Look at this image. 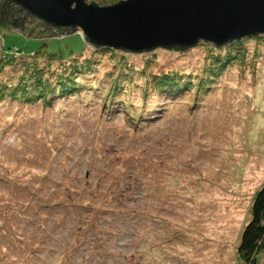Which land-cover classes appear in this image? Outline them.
<instances>
[{
	"label": "rangeland",
	"instance_id": "1",
	"mask_svg": "<svg viewBox=\"0 0 264 264\" xmlns=\"http://www.w3.org/2000/svg\"><path fill=\"white\" fill-rule=\"evenodd\" d=\"M9 27L0 24V58L3 49L30 53L43 43L65 55L84 42L79 32L26 38ZM200 43L183 52L118 50L100 58L86 45L76 58L79 64L95 58L85 79L94 84L123 52L132 71L145 73L128 83L139 82L130 98L124 95L133 110L148 103L144 93L153 75L172 71L193 82L139 130L119 113L106 118L86 92L81 100L56 98L49 105L12 100V88L32 72L23 63L27 55L7 50L15 60L0 63V264H39L36 255L43 264H245L239 236L264 182V38L236 43L240 58L216 78L210 67L230 53ZM53 62L37 59L52 85L64 67ZM207 76L209 88L200 92L197 83ZM111 205L113 212L98 211ZM129 212L134 217L122 214ZM58 238L67 239L60 255L50 248ZM33 246L40 252L34 259ZM257 264H264V254Z\"/></svg>",
	"mask_w": 264,
	"mask_h": 264
},
{
	"label": "water",
	"instance_id": "2",
	"mask_svg": "<svg viewBox=\"0 0 264 264\" xmlns=\"http://www.w3.org/2000/svg\"><path fill=\"white\" fill-rule=\"evenodd\" d=\"M0 13L26 38L79 32L92 45L131 53L264 37V0H0Z\"/></svg>",
	"mask_w": 264,
	"mask_h": 264
},
{
	"label": "trees",
	"instance_id": "3",
	"mask_svg": "<svg viewBox=\"0 0 264 264\" xmlns=\"http://www.w3.org/2000/svg\"><path fill=\"white\" fill-rule=\"evenodd\" d=\"M114 1L116 2L119 0H114ZM106 2L110 3L109 1ZM0 24L2 26L5 24H10L4 19L1 13H0ZM11 25L14 28L21 29L13 24ZM259 37L264 38L261 35H253L239 40H234L223 46H219V47L214 46L219 50L221 49L225 51L227 50L226 54L229 53L230 54L226 55L227 57H225V59L222 60L219 59V62H217L218 60L216 59L215 65L217 63V67L214 66L210 67V69L212 70L211 77L214 76V78H216L218 71H220L224 65L229 63L230 59H233L234 57L237 59L240 58L241 55L240 53L242 51L240 52L239 47H236V43H239L246 38H259ZM83 41L84 42L81 49L72 50L69 48L68 52L65 55H62L61 53H58L56 51H51V50L49 51L46 48L45 43H43L38 50L31 51L30 53H26L23 49L17 47L11 48L12 50L14 49V51H16L18 55L20 54L21 56L27 55L23 63H28V65H30L29 70L32 73H29V77H28L29 79L27 81L26 80L20 81V83L16 87L12 88L9 94L10 98L12 100L22 99L25 100V102L27 103L28 102L38 103L39 100H41L44 102V105H49L51 104L52 100L56 98L72 99L75 97L81 100L84 97L83 94H85L86 92V94H88L89 96V101L93 99L92 101L95 100L101 103V107L103 109V115H105L106 118L113 117L115 116V114L119 113L122 115V118L123 116L125 117L124 120H126V122L133 125L134 129L139 130L142 129V126L145 125V123L148 122V120L150 121L153 118L155 119L159 116V113L162 109L161 103L168 100V98L172 100L177 98L181 93H186L189 90V88L193 86V82H191L190 79L187 80V84H186L181 81L180 76L171 75L170 72L172 71H166V72L163 71L159 75H153L150 81H147L148 85L146 86L145 89L144 100L147 98L146 96L150 94V99L148 103L144 101V103H142L143 105L134 108L133 110L132 108H130L128 103L126 104V102L128 101L127 99L130 98L129 97L130 92L133 91V90L130 91L131 86H137L139 82H137L135 85L130 84V86H128L129 85L128 83L129 82L132 83L133 80H138L140 76L144 77L145 73L144 72L137 73L135 71H132L129 65L130 60L127 59L122 52L121 55L119 56L120 57L119 59L118 57L113 58L115 67H112L111 71L108 74L106 73L101 75L98 81H96L94 84H90L86 82L85 79L90 74L93 65L97 64L95 58L91 59L89 61V64L87 62H83L79 64L77 61H75L77 57L83 56L86 45L96 50L95 52L98 53V58H100L102 54H104L105 56L106 54H110L112 57L115 56V54L118 53L119 51L118 49L97 47L95 45L88 43L85 40ZM199 45H201L200 42L192 47H176V46L158 47L146 52H152L156 49H165V50H172L175 52H183L185 50H188L190 48ZM11 49H3V53H2L3 57L1 56L0 58V63L2 65L11 64V62L15 60L12 59L11 56L7 55L8 54L7 50H11ZM4 56H7L9 59L8 58L6 59V57ZM153 57L155 58V55H153ZM27 58H31V59L26 61ZM38 58L47 60L46 63L47 65H50L51 62L54 63L53 61L55 60H57L58 63L62 65L63 62L65 61L72 60V62L70 61L71 63L63 65L64 67L59 68V71L56 74L55 79L53 81L54 85H52V83H50L49 80L45 79L46 77L45 78L43 77V75L44 76L46 75L43 68L38 67L37 65ZM115 58H117L118 61H115ZM154 58H152V62L153 61L158 62ZM1 70H2V66L0 67V72ZM111 72L113 74L110 75ZM214 78H211V81ZM207 81H208V76L207 78L202 77V81L200 83H197V86L198 84L201 85L200 89H198L199 91L200 90L203 91L209 88L208 86L209 81L208 82ZM136 88H139V86H137ZM126 89L127 91H125ZM127 93H128V98L124 97V95ZM2 98H4V95H2ZM158 107H159L158 109L159 111L156 112L154 109ZM113 210L116 209L113 208V206L112 207L109 206V207H105L104 209H100L98 211H100V214L103 215L113 212ZM249 213H250L249 218L242 227L240 232L239 242L237 245V253L239 254V256L241 257V259L244 261L245 264H257L258 258L264 254V182L259 186V188L256 190V192L252 197ZM100 214L98 213V215ZM122 214L130 215L134 217L132 215L133 214L132 212L122 213ZM54 222L52 221V223ZM56 225L57 224H55V226ZM52 234L53 231H48L43 236L44 238L48 239V237L52 236ZM66 240L67 239L58 238L57 241H55L56 246L50 248H52L55 251V253L59 255L63 254L64 248H66L67 246ZM41 243L45 244L43 241ZM41 243H39L38 246H40ZM38 246H33L32 248L29 247V249L31 248L30 256L33 257V259L35 255L34 252H37V254L40 253L38 251H33L35 248L38 249L39 248ZM75 246H74V251H76V248L78 249V247ZM15 247L16 248L13 251L18 253V255L22 256L23 254L19 253L18 244H16ZM28 254H29V250L27 251V255ZM36 257L39 260L38 263L43 264L42 261L43 259L39 257V255H36L35 258Z\"/></svg>",
	"mask_w": 264,
	"mask_h": 264
},
{
	"label": "bare ground",
	"instance_id": "4",
	"mask_svg": "<svg viewBox=\"0 0 264 264\" xmlns=\"http://www.w3.org/2000/svg\"><path fill=\"white\" fill-rule=\"evenodd\" d=\"M243 92V91H242ZM255 174V173H254ZM232 202V201H231Z\"/></svg>",
	"mask_w": 264,
	"mask_h": 264
}]
</instances>
